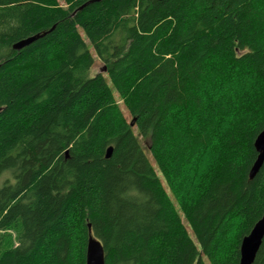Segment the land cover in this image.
I'll list each match as a JSON object with an SVG mask.
<instances>
[{
	"label": "trees",
	"instance_id": "obj_1",
	"mask_svg": "<svg viewBox=\"0 0 264 264\" xmlns=\"http://www.w3.org/2000/svg\"><path fill=\"white\" fill-rule=\"evenodd\" d=\"M63 2L0 0V264H239L264 0Z\"/></svg>",
	"mask_w": 264,
	"mask_h": 264
},
{
	"label": "water",
	"instance_id": "obj_2",
	"mask_svg": "<svg viewBox=\"0 0 264 264\" xmlns=\"http://www.w3.org/2000/svg\"><path fill=\"white\" fill-rule=\"evenodd\" d=\"M39 36H31L14 44V48L21 49L35 41ZM102 70H106L103 67ZM258 156L254 161L249 176L254 178L264 163V128L257 135L254 142ZM112 148L108 149L107 156H111ZM264 238V213L254 224L253 228L243 237L240 246L239 264H253ZM86 264H105V252L101 241L90 233L86 250Z\"/></svg>",
	"mask_w": 264,
	"mask_h": 264
},
{
	"label": "rangeland",
	"instance_id": "obj_3",
	"mask_svg": "<svg viewBox=\"0 0 264 264\" xmlns=\"http://www.w3.org/2000/svg\"><path fill=\"white\" fill-rule=\"evenodd\" d=\"M60 1H61L62 4L64 3L63 0H60ZM96 58H97V57H96ZM103 65H104V63H103L101 60L97 59L95 65H94V67H93V69H92V73L95 74L96 72L100 71V69L103 67ZM118 100H119V99H118ZM120 105L123 107L122 103H120ZM150 159H151L152 163L154 164V161H153V159H152L151 156H150ZM210 160H211V159H210V156H207V155H206L204 162H205L206 164H208V163L210 162ZM154 166L157 168V166H156L155 164H154ZM203 169H204V167H203ZM162 180L164 181L163 178H162ZM164 185L166 186L165 182H164ZM166 189H167V191L169 192V194H170V196L172 197V199L174 200V202L176 203V201H175L174 197L172 196L171 192L169 191V189H168L167 187H166Z\"/></svg>",
	"mask_w": 264,
	"mask_h": 264
},
{
	"label": "bare ground",
	"instance_id": "obj_4",
	"mask_svg": "<svg viewBox=\"0 0 264 264\" xmlns=\"http://www.w3.org/2000/svg\"><path fill=\"white\" fill-rule=\"evenodd\" d=\"M103 68V67H102ZM102 68L100 69L101 71H105V70H102ZM133 123V122H132ZM264 128V127H263ZM255 146V145H254ZM109 148H112L111 146ZM108 148V149H109ZM108 149H107V152H108ZM107 155V154H106ZM258 156V155H257ZM108 157V156H107Z\"/></svg>",
	"mask_w": 264,
	"mask_h": 264
}]
</instances>
